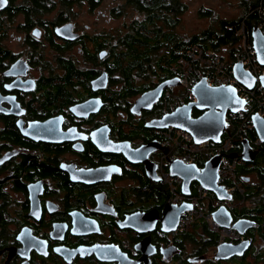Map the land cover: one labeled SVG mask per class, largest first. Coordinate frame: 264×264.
<instances>
[{
  "label": "flooded vegetation",
  "instance_id": "1",
  "mask_svg": "<svg viewBox=\"0 0 264 264\" xmlns=\"http://www.w3.org/2000/svg\"><path fill=\"white\" fill-rule=\"evenodd\" d=\"M192 1L0 0V264H264V140L255 130L243 139L251 154L230 211L241 224L219 243L229 227L194 217L181 229L184 213L162 181L168 150L154 124L172 88L137 105L177 80L163 68L182 67L186 44L231 28L207 0L186 25ZM128 54L148 57L130 77ZM240 243L243 255L215 257Z\"/></svg>",
  "mask_w": 264,
  "mask_h": 264
},
{
  "label": "built area",
  "instance_id": "2",
  "mask_svg": "<svg viewBox=\"0 0 264 264\" xmlns=\"http://www.w3.org/2000/svg\"><path fill=\"white\" fill-rule=\"evenodd\" d=\"M258 1L259 6L255 11L258 12L260 20H264V0H257V2ZM253 12L254 10L251 11V13ZM238 33L242 35L245 40L249 37L247 28L244 24L239 28ZM261 33L264 36V31H261ZM194 50L190 51L188 61H182L181 68H173L174 75L179 81V85L175 88L166 90L163 94L162 103L165 114L176 112L189 103L195 102L196 98L193 90L202 80H205L210 87L230 86V80L239 82L235 78L233 72V65L237 62L241 63L243 68L256 79L255 86L264 90V87L261 84V78L264 77V66L259 64L254 47L245 44L244 50L236 53L235 61L231 64L224 62L218 54L204 52L198 48H196L197 52ZM199 50L201 51L199 52ZM193 63H198V65L201 68H204V70H200V67H194ZM237 93L245 102V106L242 111H239L236 114L229 113L227 115V127L220 144H215L209 141L199 144L195 143L193 136L190 133L184 130L175 129L174 127H169L163 131L164 138L171 139L175 137L174 139L176 140L177 145H180L182 149L189 151L190 154L185 157L186 161L184 164L196 165L194 161L196 157L209 154L213 151L217 152V155L219 156H221L220 154L224 155L228 153L234 142L242 141L247 132L254 130L253 117L255 115L264 119V100L260 99V96H256L255 92H248L245 94L237 91ZM228 128H230L231 133L226 134ZM188 143L192 145L191 149L187 148L186 144ZM171 165L160 169L162 181L171 192L184 195L182 192L184 179L179 176L171 175ZM197 167L200 170L204 168V166ZM237 170V162L230 164L227 161H223L218 167L217 184L224 189L227 195L226 198H218L213 192L209 191L204 185L197 181H194L195 184L193 183V193H197L207 202L214 199L219 204L218 210L220 208H225L228 211H232L238 207L242 201L243 190ZM223 237L224 239H222ZM223 237L221 238V241H233V238L229 236Z\"/></svg>",
  "mask_w": 264,
  "mask_h": 264
},
{
  "label": "water",
  "instance_id": "3",
  "mask_svg": "<svg viewBox=\"0 0 264 264\" xmlns=\"http://www.w3.org/2000/svg\"><path fill=\"white\" fill-rule=\"evenodd\" d=\"M254 49L257 53L258 62L264 66V36L257 26H254L251 31ZM235 78L248 89H253L256 84V79L247 72L241 63L237 62L233 65ZM261 84L264 87V77L261 78ZM179 85L176 79L168 80L162 83L156 89L146 93L137 103L138 106L146 107L148 104L155 102L161 89L167 87L175 88ZM196 101L191 102L180 110L165 114L158 123L154 126L167 129L174 127L175 129L184 130L193 136L195 143H203L211 141L215 144H220L222 136L226 130V117L228 113L236 114L242 111L245 102L240 98L236 89L232 86L210 87L205 80H202L193 90ZM243 102V103H241ZM194 110L203 112L198 117H193ZM254 130L260 138L264 140V119L258 115L253 117ZM241 158L248 160L251 154V146L248 140H243ZM231 158L237 157L232 154ZM220 157H216L208 162L202 170L196 165H186L181 162H176L171 165L170 173L173 176H179L184 179L182 192L184 195H190V184L197 181L204 185L209 191L213 192L218 198L224 199L227 197L223 188L217 184V170L220 164ZM190 209V206L185 204L179 208V214ZM213 217L221 226H229L231 213L225 208L217 210ZM241 222L235 225V228H240ZM244 245L242 243L231 246L228 244L220 245L215 257L219 260L228 259L235 255H243Z\"/></svg>",
  "mask_w": 264,
  "mask_h": 264
},
{
  "label": "bare ground",
  "instance_id": "4",
  "mask_svg": "<svg viewBox=\"0 0 264 264\" xmlns=\"http://www.w3.org/2000/svg\"><path fill=\"white\" fill-rule=\"evenodd\" d=\"M256 26L260 29V31H264V20L261 19L257 23ZM238 35L240 37V48H239L238 52H241L242 50H244L245 44H248L251 47H254L252 37L251 38L248 37L247 40H245L242 35H240L239 33H238ZM229 85L234 87L237 91L243 92L245 94H247L248 92H255L256 96H260V99L264 100V90L260 87L255 86L253 89H248L247 87H245L240 82H236V81H232V80L229 81ZM174 138L175 137H173L171 139H166V138H164V135H163L164 144L167 146L168 151L160 157V160H159L160 169L166 168V167H168L171 164H174L176 162L184 163L186 161L185 157L190 154L188 150H184L180 147V145H177V142ZM186 145H187V148H189V149L192 148L191 144L188 143ZM234 151H236V150H234V146H232L231 149L229 150V152L224 154V155L220 154L221 156H219V155H217V152L213 151V152H210L209 154L196 157L194 161H195V164L197 166L202 167V166H205L208 162L215 159L216 157H220L221 158L220 164L223 161H227L230 164H232L233 162H237V167H238V165L242 161L241 159H244V158H241L242 154H236ZM232 154H236L237 157L231 158L230 156ZM170 194H171V200L174 203L181 206L179 208H182L185 204L190 206L189 203H191L192 206L194 207V209L192 208V210H191V206H190V209H187L180 214L178 212L179 210L177 209V212L179 215L184 213V216L182 219V226H181L182 230L185 229L186 227H188L189 223L191 222V220L194 217L195 218L203 217L209 222V224L213 228H215V229L218 228V226L216 224L217 222L214 221L215 220L214 217L211 214L207 215L205 213V210H211L214 213H215V211L218 210L219 204L214 199L207 202L204 199H202L198 194L196 196H191L192 194L184 196V195L178 194L176 192H171V191H170ZM229 224H230L229 226H221L219 224L221 227H229V228H222L223 230L221 231V238L223 236H225V237L229 236L231 238L234 237L235 232L230 230V228L236 229L235 228L236 223L234 225H232V221H231ZM222 239H224V237Z\"/></svg>",
  "mask_w": 264,
  "mask_h": 264
},
{
  "label": "trees",
  "instance_id": "5",
  "mask_svg": "<svg viewBox=\"0 0 264 264\" xmlns=\"http://www.w3.org/2000/svg\"><path fill=\"white\" fill-rule=\"evenodd\" d=\"M258 6H259V1L258 2L257 0L250 1L247 4V8H249V10H247L246 17L244 16V18H241L238 20H232L230 24L231 28L230 29H228L229 27L226 28V32L221 39H217L215 41H210V40H205V39H195L189 42L188 44H186L183 55L180 59H182L183 61H188L189 60L188 54L195 47V48H199L203 50L204 52H212V53L220 55L221 59L228 64L233 63V61H235V55L239 49L235 47L236 44H239L240 42L238 30L242 26V24H244V26L247 28L249 38H251L252 28L256 26L257 23L260 21L258 12L255 11L258 8ZM252 10H254L253 13H251ZM226 46H230V50L228 48H227L228 50L224 49V47ZM113 53L114 52H112L111 54V58L115 57ZM174 60H176L175 57L173 59H169L168 60L169 64L171 61H174ZM125 61H127L128 65L130 63V65L126 67V69H123L122 73L130 77L134 70L144 69L143 66L147 65L146 61H148V57L128 54V55H123V61L121 62V64L124 65ZM193 65L196 68L200 67L198 63L197 64L193 63ZM199 69L204 70V68H201V67ZM163 72L165 73V75H168V77H171V75L174 74L173 68H163ZM198 116L199 115H197V117ZM251 136L254 137L253 133L251 134ZM239 169L237 170V172H239Z\"/></svg>",
  "mask_w": 264,
  "mask_h": 264
},
{
  "label": "rangeland",
  "instance_id": "6",
  "mask_svg": "<svg viewBox=\"0 0 264 264\" xmlns=\"http://www.w3.org/2000/svg\"><path fill=\"white\" fill-rule=\"evenodd\" d=\"M201 1H203V0H193L191 3H189V9L184 16L185 23L189 27H192L193 24L196 23L194 15H195L196 8ZM250 1H253V0H226V1L207 0V3H208L207 5L210 7L217 8L218 12H220L222 14V16L227 14V15H229V18L231 20H238V19L244 18V16L246 17L247 10H249V8H247V4ZM199 24H200V30H201L204 27L203 21H200ZM106 27L109 28L110 26L106 25ZM235 47L240 48V42H239V44H236ZM227 48L230 50V46L224 47V49L228 50ZM193 50L196 51V48L194 47ZM200 51L201 50H199V52ZM221 242H223V241H221V239H220L219 243H221Z\"/></svg>",
  "mask_w": 264,
  "mask_h": 264
},
{
  "label": "clouds",
  "instance_id": "7",
  "mask_svg": "<svg viewBox=\"0 0 264 264\" xmlns=\"http://www.w3.org/2000/svg\"><path fill=\"white\" fill-rule=\"evenodd\" d=\"M229 114V113H228ZM226 131V130H225ZM225 133V132H224ZM224 135V134H223ZM194 183V181L191 183V184H193ZM191 184H190V186H191ZM191 191V190H190ZM230 212V211H229Z\"/></svg>",
  "mask_w": 264,
  "mask_h": 264
},
{
  "label": "snow or ice",
  "instance_id": "8",
  "mask_svg": "<svg viewBox=\"0 0 264 264\" xmlns=\"http://www.w3.org/2000/svg\"><path fill=\"white\" fill-rule=\"evenodd\" d=\"M241 103H243V102H241Z\"/></svg>",
  "mask_w": 264,
  "mask_h": 264
}]
</instances>
